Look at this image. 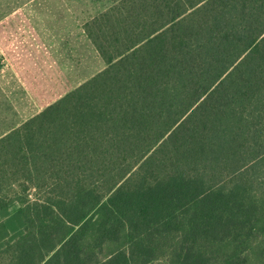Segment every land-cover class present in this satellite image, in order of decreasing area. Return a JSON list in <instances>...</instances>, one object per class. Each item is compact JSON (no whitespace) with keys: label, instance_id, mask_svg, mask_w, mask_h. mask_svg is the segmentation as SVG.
Segmentation results:
<instances>
[{"label":"trees","instance_id":"obj_1","mask_svg":"<svg viewBox=\"0 0 264 264\" xmlns=\"http://www.w3.org/2000/svg\"><path fill=\"white\" fill-rule=\"evenodd\" d=\"M104 62L0 135V264H264V0H118Z\"/></svg>","mask_w":264,"mask_h":264},{"label":"rangeland","instance_id":"obj_2","mask_svg":"<svg viewBox=\"0 0 264 264\" xmlns=\"http://www.w3.org/2000/svg\"><path fill=\"white\" fill-rule=\"evenodd\" d=\"M19 1L0 0V12ZM116 1L78 3L97 11ZM72 44L47 48L20 14L9 16L0 24V135L104 68V62L89 43Z\"/></svg>","mask_w":264,"mask_h":264},{"label":"crops","instance_id":"obj_3","mask_svg":"<svg viewBox=\"0 0 264 264\" xmlns=\"http://www.w3.org/2000/svg\"><path fill=\"white\" fill-rule=\"evenodd\" d=\"M78 1L79 0H20L14 6H9L7 10L0 12L2 14V17H0V24L6 22L9 16L20 14L25 21L28 20L35 35L44 41L47 48L52 46L61 47L62 45L66 47L71 45L74 46L72 41H83L89 43L91 47L95 49L84 31L83 25L89 19L112 6L114 2L107 4L106 7L101 10L95 11L90 7H81ZM83 81L77 83L75 87ZM41 110L42 108L40 111Z\"/></svg>","mask_w":264,"mask_h":264}]
</instances>
